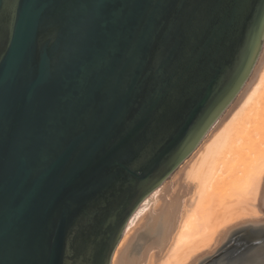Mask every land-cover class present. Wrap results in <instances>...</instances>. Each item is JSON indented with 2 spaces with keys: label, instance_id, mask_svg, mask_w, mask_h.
I'll use <instances>...</instances> for the list:
<instances>
[{
  "label": "water",
  "instance_id": "95a60500",
  "mask_svg": "<svg viewBox=\"0 0 264 264\" xmlns=\"http://www.w3.org/2000/svg\"><path fill=\"white\" fill-rule=\"evenodd\" d=\"M263 42L264 0H0V264H111Z\"/></svg>",
  "mask_w": 264,
  "mask_h": 264
},
{
  "label": "bare ground",
  "instance_id": "6f19581e",
  "mask_svg": "<svg viewBox=\"0 0 264 264\" xmlns=\"http://www.w3.org/2000/svg\"><path fill=\"white\" fill-rule=\"evenodd\" d=\"M262 50L223 115L192 155L180 163L172 187L161 188L166 178L132 214L114 250L112 264H144L146 258L148 264H197L232 227L264 216ZM150 220L153 240L142 249L139 260L131 261L129 246L138 230L144 233L149 227Z\"/></svg>",
  "mask_w": 264,
  "mask_h": 264
},
{
  "label": "rangeland",
  "instance_id": "374dc122",
  "mask_svg": "<svg viewBox=\"0 0 264 264\" xmlns=\"http://www.w3.org/2000/svg\"><path fill=\"white\" fill-rule=\"evenodd\" d=\"M262 49H264V44L262 45ZM262 49L259 54L263 51ZM256 62H258V59ZM190 155H192V153ZM190 155L187 158H189ZM180 166L167 177L161 184L163 185L161 188L167 185H171L172 187L173 177L177 175ZM255 219L256 220L249 219L250 221H245L243 225L236 228L232 227L216 248L211 253L204 254L197 264H264V216ZM148 224L151 229L146 227V230H144L143 228L144 233L142 229H140L141 231L138 230L136 239L134 238L131 242L132 244L129 246L130 249H128L127 255L128 259L131 261L139 260L140 257H142L144 248L153 240L150 236L153 228L152 220H150ZM148 260V258L144 259V264H148Z\"/></svg>",
  "mask_w": 264,
  "mask_h": 264
}]
</instances>
